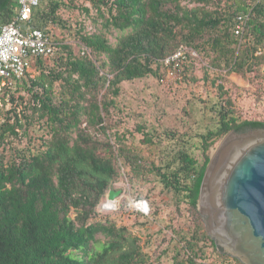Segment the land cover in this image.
Here are the masks:
<instances>
[{"label":"trees","instance_id":"16d2710c","mask_svg":"<svg viewBox=\"0 0 264 264\" xmlns=\"http://www.w3.org/2000/svg\"><path fill=\"white\" fill-rule=\"evenodd\" d=\"M17 12L18 0H0V26ZM20 26L50 34L55 52L32 57L24 77L0 80V264H242L208 234L198 200L208 151L230 131L264 128V112L244 115V100L264 86V3L41 0ZM181 47L189 49L181 80L166 87L177 98L155 101L154 113H135L133 129H118L126 86L164 84L162 61ZM191 81L203 88L176 94ZM254 100L264 108V97ZM111 190L148 201L150 214L126 198L102 211ZM162 206L178 219L160 228L172 235L152 253L144 249L153 236L143 244L114 218L125 212L146 228L163 223Z\"/></svg>","mask_w":264,"mask_h":264},{"label":"water","instance_id":"95a60500","mask_svg":"<svg viewBox=\"0 0 264 264\" xmlns=\"http://www.w3.org/2000/svg\"><path fill=\"white\" fill-rule=\"evenodd\" d=\"M213 151L198 200L207 232L242 264H264V128L230 131Z\"/></svg>","mask_w":264,"mask_h":264},{"label":"rangeland","instance_id":"374dc122","mask_svg":"<svg viewBox=\"0 0 264 264\" xmlns=\"http://www.w3.org/2000/svg\"><path fill=\"white\" fill-rule=\"evenodd\" d=\"M71 17L74 21H76V19L78 20L79 19L78 17H80V16H79L78 12H75L74 14L71 15ZM86 24H87L88 29L91 32L94 31L93 29H95V28H94V23H93L92 19L88 18L86 20ZM56 33L57 34L60 33L58 31V29L56 30ZM115 35L111 37V41L113 43H115L117 41ZM200 67H201L200 64L196 65V68L194 70V73L196 75L195 77H198V78L202 77V72L200 70ZM263 71H264V68H263ZM35 75H36V73L33 72L32 76L34 77ZM180 80H181L180 75H178L176 79L170 80V81H165L164 84H158V82L151 80V81H147L144 83H135L132 86H126L125 93L123 94V96H121L119 98V102L121 103V107L125 108L124 112H121V113L117 112L116 113V115H117L116 118L122 119L124 122L123 125L122 124L119 125L118 129L120 128V130H122L123 127L127 128V129H133V126H134L133 121H134V119H137L136 116H134L135 113H143V111H147V110L151 114L154 113L153 107H155V101H159L165 96H168L169 98L171 96L174 98H177V95L173 94L176 89H173L171 91L170 89H166V87L171 86V85H175V83H177ZM198 81H197V83H194L193 81L188 82V84L184 83L181 87L179 86L180 88H183V89L181 91L180 90L177 91L176 94L180 95V97L183 99H184V97H190L189 93H191L192 91L197 92L198 90L203 88L202 83L198 82ZM238 84L241 87L242 86H245V87L250 86L249 84H246L243 81L238 83ZM259 88L261 89L259 92H256V88L253 89V91H255L257 94H259V97H254V99H260L261 96L264 97V86L259 87ZM254 99H252V97H251V98H246L244 100L245 118H248V119L259 118L264 112V108H260L258 103ZM1 106L2 105L0 103V108H1ZM136 137H139V135L137 134ZM222 139H223V137H222ZM220 141L217 143V145L215 147H212L208 151V154L210 155V157L212 155L213 150L218 146ZM134 142L138 144L140 142V138H136ZM119 185L122 188H124L125 191H127L126 193L130 192L131 185H129L128 183L120 182ZM141 187L143 189L146 186L141 185ZM154 199L158 200L157 201L158 203H161L165 200V197L162 196L160 199H158V198H154ZM167 199H168V197H167ZM162 209H163V211H162V213L160 212L159 218H161V220H163V223L159 222V223H156L155 225H148L146 228L137 226L135 224V222H136L135 217L130 216L129 214H126L124 211H123L124 212L123 215L116 214L114 216V218L119 222V225H126L131 230L132 233L140 236L143 244H145V241L149 240L150 236H153V239H151V241H152L151 247L152 248L151 249H148V248L144 249L145 252L152 253V252L156 251V249L162 250L163 247L167 245V244H163V242H161L162 239L164 237L169 238V236L172 235L170 229H167V230H165V233L160 234V228L165 227L166 221H167L166 223L169 224V223L173 222V220H174V224H175L177 219H178V215L176 212H174V210H167V208L165 206H162ZM101 210H102V206H101ZM102 211H105V210H102ZM106 212H108V211H106ZM75 216H76V214L72 213V218H74ZM180 220H182V219H180ZM79 256H81V254ZM153 256L154 257L156 256L155 253L153 254Z\"/></svg>","mask_w":264,"mask_h":264},{"label":"built area","instance_id":"2783aa9c","mask_svg":"<svg viewBox=\"0 0 264 264\" xmlns=\"http://www.w3.org/2000/svg\"><path fill=\"white\" fill-rule=\"evenodd\" d=\"M264 3V0H260ZM41 0H18V12L15 21L0 26V80L10 77L22 78L31 71L30 59L32 57H49L55 52L53 38L39 29L24 32L20 22L28 21L34 10L40 5ZM236 34L241 35L245 27L244 15L239 16ZM189 49L181 47L174 54L166 57L162 62L164 65V75L162 83L177 78V68L185 62ZM195 56L196 53L192 52ZM5 83V82H3ZM126 198L127 206L141 214H150V205L146 200H136L130 195L123 194L115 200L118 203L114 208L107 209L106 204H102V210L114 211L120 208L121 201Z\"/></svg>","mask_w":264,"mask_h":264},{"label":"bare ground","instance_id":"6f19581e","mask_svg":"<svg viewBox=\"0 0 264 264\" xmlns=\"http://www.w3.org/2000/svg\"><path fill=\"white\" fill-rule=\"evenodd\" d=\"M213 152H214V151H213ZM116 203H118V201H106V202H105V204H106L105 206H107V209H109V208L112 209V208L115 207V204H116Z\"/></svg>","mask_w":264,"mask_h":264},{"label":"flooded vegetation","instance_id":"af4514ba","mask_svg":"<svg viewBox=\"0 0 264 264\" xmlns=\"http://www.w3.org/2000/svg\"><path fill=\"white\" fill-rule=\"evenodd\" d=\"M251 131V130H250ZM248 132V131H247Z\"/></svg>","mask_w":264,"mask_h":264},{"label":"clouds","instance_id":"9594fccd","mask_svg":"<svg viewBox=\"0 0 264 264\" xmlns=\"http://www.w3.org/2000/svg\"><path fill=\"white\" fill-rule=\"evenodd\" d=\"M107 201V200H106Z\"/></svg>","mask_w":264,"mask_h":264}]
</instances>
